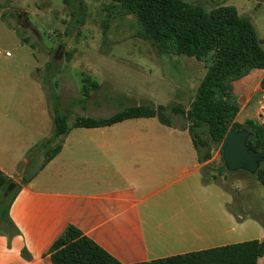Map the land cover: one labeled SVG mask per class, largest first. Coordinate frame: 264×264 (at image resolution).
Masks as SVG:
<instances>
[{
  "label": "crops",
  "instance_id": "0c3cea01",
  "mask_svg": "<svg viewBox=\"0 0 264 264\" xmlns=\"http://www.w3.org/2000/svg\"><path fill=\"white\" fill-rule=\"evenodd\" d=\"M235 7L243 16L250 12ZM5 56L13 54L7 50ZM163 59L189 63L187 74L197 78L196 58ZM64 63L56 74L54 91L62 110L70 115L71 129L61 150L47 162L44 150H37L38 143L54 131L49 89L35 75L42 64L35 59L34 68L26 72H0V169L18 183L34 173L10 207L15 229L6 226L0 215V264H54L53 245L70 226L124 264L264 239L258 218L244 220L230 208L221 184L204 181L205 163L199 161L187 123L167 125L152 116L102 127L74 126L77 117L101 118L119 110L101 114L113 105L103 103L102 83L92 79L99 89L88 88L85 94L89 81L81 86L70 74V68L85 59ZM206 71L207 67L203 76ZM263 78L264 69L254 68L234 81V99L240 101L242 94L263 95ZM240 80L243 93L238 92ZM165 82L169 86L165 92L152 98L142 96L134 106L153 103L166 110L178 105L188 109L194 97L188 106L182 97L190 83L182 85L167 76ZM207 197L212 203L210 214L197 208L202 218L197 211L196 217L185 215ZM164 206L169 212L159 215L158 209ZM250 232L257 236H249Z\"/></svg>",
  "mask_w": 264,
  "mask_h": 264
},
{
  "label": "trees",
  "instance_id": "16d2710c",
  "mask_svg": "<svg viewBox=\"0 0 264 264\" xmlns=\"http://www.w3.org/2000/svg\"><path fill=\"white\" fill-rule=\"evenodd\" d=\"M63 1L69 4L72 0ZM114 1L122 14H133L139 19L144 28L143 35L153 41L158 53L193 57L204 63L211 56V63L205 64L207 71L196 88L189 108L185 109L182 105L173 108L188 122L199 161L206 163L212 158L211 142L222 145L230 129L228 122L236 124L239 129L251 131L249 143L264 151V126L253 118H247L244 123L237 121L240 108L232 95L234 81L254 68L264 69L263 41L251 18L241 15L234 5L223 3L206 9L186 0ZM17 32L20 33L19 30ZM22 40L30 42L25 36ZM50 69L51 64H48L42 83L50 86L54 131L37 145L45 152V162L61 150L63 139L71 129L70 115L62 110L50 82ZM88 88L99 89V84L89 80L84 87L85 94ZM152 116H157L164 124L173 125L166 114V107L153 103L123 108L107 117L80 116L73 125L102 127L129 118ZM201 129L206 138H201ZM210 169L212 167L207 164L202 168L205 182L215 181L219 174L229 171L225 164L217 169V174H210ZM255 174L264 187V164ZM208 175L209 178H206ZM33 177L34 173L23 176L22 182L18 183L0 169V215H3L9 228L15 229L9 216L10 207L23 185ZM263 256L264 239H253L132 264H259ZM51 258L54 264H124L74 226H70L54 243Z\"/></svg>",
  "mask_w": 264,
  "mask_h": 264
},
{
  "label": "rangeland",
  "instance_id": "374dc122",
  "mask_svg": "<svg viewBox=\"0 0 264 264\" xmlns=\"http://www.w3.org/2000/svg\"><path fill=\"white\" fill-rule=\"evenodd\" d=\"M186 1L200 4L206 9L221 3L250 9L247 16L263 39L264 46V0ZM143 31L139 19L133 14H122L114 0H72L69 4L63 0H0V72H26L34 68V60L38 59L42 67L36 70L35 75L43 82L48 64H51L48 72L52 75L50 82L54 88L56 74L61 71L64 62L72 58L74 61L85 59V63L75 64L69 72L81 86L92 79L102 83L103 103L109 101L113 105H109L101 114L134 106L142 96L152 98L165 92L169 87L165 82L166 76L182 85L190 83L188 89L185 87L186 95L182 97L183 105L188 106L202 79L205 64L211 63V56L205 59V63L197 62L198 76L194 80L193 76L187 74L191 67L189 63L164 60L163 57L171 55L158 53L153 41L145 37ZM22 36L29 38L30 42L23 41ZM7 50L12 52L13 57L5 56ZM260 71L255 72L259 74ZM238 83V92L243 93L241 80ZM261 99L259 93L250 98L242 94L240 101L234 99L242 108L236 120L241 123L247 118L256 120ZM166 114L173 122L188 124L180 113L168 109ZM200 136L207 137L202 129ZM211 145L212 158L207 165L213 169H210V174H217V169L224 164L222 145L212 142ZM37 150L42 152L41 147ZM215 182L221 184L227 193L232 210L238 211L244 220L255 216L264 229V187L255 173L246 170L224 171ZM210 201L211 198L207 197L188 209L185 215L202 218V212L197 208L205 209L210 214ZM167 208H159L158 214H167L170 210ZM195 211L198 212L196 215ZM249 236L256 237L257 233L250 232ZM259 264H264V256Z\"/></svg>",
  "mask_w": 264,
  "mask_h": 264
},
{
  "label": "water",
  "instance_id": "95a60500",
  "mask_svg": "<svg viewBox=\"0 0 264 264\" xmlns=\"http://www.w3.org/2000/svg\"><path fill=\"white\" fill-rule=\"evenodd\" d=\"M228 133L222 142V156L224 164L229 171L246 170L256 173L264 164V151L258 149L256 144H250L252 132L239 129L231 124Z\"/></svg>",
  "mask_w": 264,
  "mask_h": 264
},
{
  "label": "built area",
  "instance_id": "2783aa9c",
  "mask_svg": "<svg viewBox=\"0 0 264 264\" xmlns=\"http://www.w3.org/2000/svg\"><path fill=\"white\" fill-rule=\"evenodd\" d=\"M7 54L9 55L10 53L8 52ZM256 120L259 124L264 126V94L262 95V99L259 104V111Z\"/></svg>",
  "mask_w": 264,
  "mask_h": 264
}]
</instances>
